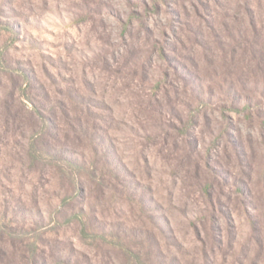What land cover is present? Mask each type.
Returning a JSON list of instances; mask_svg holds the SVG:
<instances>
[{
    "label": "rangeland",
    "instance_id": "rangeland-1",
    "mask_svg": "<svg viewBox=\"0 0 264 264\" xmlns=\"http://www.w3.org/2000/svg\"><path fill=\"white\" fill-rule=\"evenodd\" d=\"M0 62V264H264V0H0Z\"/></svg>",
    "mask_w": 264,
    "mask_h": 264
},
{
    "label": "trees",
    "instance_id": "trees-1",
    "mask_svg": "<svg viewBox=\"0 0 264 264\" xmlns=\"http://www.w3.org/2000/svg\"><path fill=\"white\" fill-rule=\"evenodd\" d=\"M0 65H2V62H0ZM194 91L197 92L196 89H194ZM61 156H62L63 160L66 162V164L64 166L66 169L71 170V171H76V170H78L80 168L79 163H77V159H75L73 157L67 158V156H64V155H61ZM35 159H37V158H35ZM243 185L244 184H242V186H241V183L239 184V187H240L241 191L245 190L243 188ZM204 191H205L207 197L210 199V202L218 197L217 194L214 193V190H213V187H212L211 184H206L204 186ZM30 248H31L32 253H31V255H29V257H28L29 260H27L26 264H35L36 261H35V257L34 256H35V254H36L35 252L37 250V243L36 242L31 243L30 244Z\"/></svg>",
    "mask_w": 264,
    "mask_h": 264
}]
</instances>
